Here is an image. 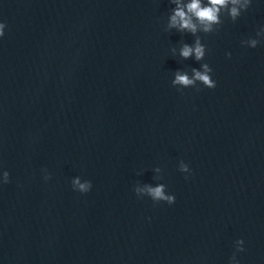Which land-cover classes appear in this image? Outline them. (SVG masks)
<instances>
[{"label":"water","instance_id":"1","mask_svg":"<svg viewBox=\"0 0 264 264\" xmlns=\"http://www.w3.org/2000/svg\"><path fill=\"white\" fill-rule=\"evenodd\" d=\"M175 8L0 0V264H264V0L209 34ZM203 63L214 89L173 86ZM161 183L174 204L135 192Z\"/></svg>","mask_w":264,"mask_h":264},{"label":"clouds","instance_id":"2","mask_svg":"<svg viewBox=\"0 0 264 264\" xmlns=\"http://www.w3.org/2000/svg\"><path fill=\"white\" fill-rule=\"evenodd\" d=\"M173 3L176 4V8L173 11V14L170 16L167 29L176 28L179 31H188L195 35L198 31H202L205 34L212 33L216 31L214 28L215 25H221L223 21L221 20V13H227L232 21H236L242 14L249 9L252 0H191L188 4H183L181 0H173ZM5 23H0V38L5 35ZM257 36L264 37V29H261L257 32ZM242 43L250 46L252 48L257 47L260 43L257 39H249L243 41ZM175 53V49H172ZM179 54L184 59L190 57H195L197 61L204 60L206 55V47L197 38L194 45L184 44L180 50ZM228 56L231 57V53H228ZM202 70L192 69L193 75L190 77L187 73L177 71L174 74V80L172 84L174 87H177L178 90L189 87H197L198 83L203 84L205 87L214 89L216 81L212 79L211 73L213 69L207 63L201 65ZM179 170L183 173H190L191 169L188 164L184 161H180ZM45 171H47L45 169ZM157 173H161V168L157 167L154 169ZM2 182L7 184L10 182V174L7 171H4ZM162 175H158L156 179H162ZM187 179V177H185ZM45 179H51L50 175H46ZM72 186L75 191L80 193H88L92 189L91 181H83L80 177H75L72 180ZM135 192L138 197L148 196L155 203L166 202L169 205L175 203V196L170 195L166 191V185L161 183L153 187L152 185H144L143 187H136ZM237 252L244 251L243 245L244 241H236ZM231 264H238L236 255L234 254L231 258Z\"/></svg>","mask_w":264,"mask_h":264}]
</instances>
